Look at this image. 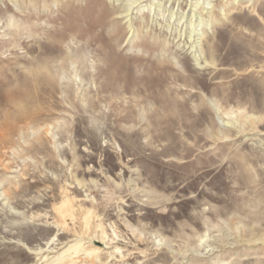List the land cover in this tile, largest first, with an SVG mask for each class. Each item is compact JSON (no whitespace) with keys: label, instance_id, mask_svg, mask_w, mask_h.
I'll return each mask as SVG.
<instances>
[{"label":"rangeland","instance_id":"1","mask_svg":"<svg viewBox=\"0 0 264 264\" xmlns=\"http://www.w3.org/2000/svg\"><path fill=\"white\" fill-rule=\"evenodd\" d=\"M0 134V264H264V0H0Z\"/></svg>","mask_w":264,"mask_h":264},{"label":"bare ground","instance_id":"2","mask_svg":"<svg viewBox=\"0 0 264 264\" xmlns=\"http://www.w3.org/2000/svg\"><path fill=\"white\" fill-rule=\"evenodd\" d=\"M14 122H11V123H7V124H5L4 126H6L7 127V129L9 130V131H11V130H13V128H14ZM2 136H4V134H0V137H2Z\"/></svg>","mask_w":264,"mask_h":264}]
</instances>
